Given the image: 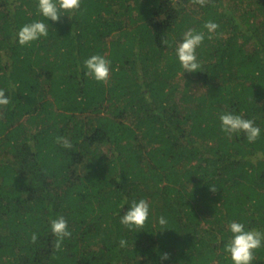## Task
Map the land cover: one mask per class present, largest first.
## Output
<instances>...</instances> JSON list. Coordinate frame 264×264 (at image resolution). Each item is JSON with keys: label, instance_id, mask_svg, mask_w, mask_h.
Here are the masks:
<instances>
[{"label": "trees", "instance_id": "16d2710c", "mask_svg": "<svg viewBox=\"0 0 264 264\" xmlns=\"http://www.w3.org/2000/svg\"><path fill=\"white\" fill-rule=\"evenodd\" d=\"M36 4L0 0V264H231L227 221L264 224V131L228 136L219 115L264 130V0H82L19 45ZM208 19L220 28L202 70L184 72L174 42ZM96 53L112 61L106 81L86 74ZM134 196L152 207L130 231L118 210ZM61 215L71 236L57 249Z\"/></svg>", "mask_w": 264, "mask_h": 264}, {"label": "clouds", "instance_id": "9594fccd", "mask_svg": "<svg viewBox=\"0 0 264 264\" xmlns=\"http://www.w3.org/2000/svg\"><path fill=\"white\" fill-rule=\"evenodd\" d=\"M82 0H37V10L41 19H33L20 26L16 39L19 45H28L39 41L42 37L47 38L52 25L49 21H58L62 15L72 16L71 13L81 8ZM204 3V0H201ZM220 24L213 19L204 22L203 29L188 28L181 33L180 38L174 42L175 59L179 62L184 72H196L202 70V64L198 57V49L203 45L205 39H211L218 34L216 30ZM86 74L96 81H106L112 71V61L106 56L96 53L87 57L84 62ZM10 104V97L6 95V89L0 88V106ZM221 130L228 136L241 134L247 141L255 142L262 134V128L255 120L248 118L241 112L234 110L222 111L219 115ZM64 147H71L70 142L58 137ZM127 204V210L121 214L122 206ZM151 205L144 197H132L125 199L119 210L120 223L130 231L143 229L151 215ZM158 223L161 230L166 229L168 219L160 215ZM50 230L55 235V247L61 248L66 237L71 236L68 220L64 216L50 217ZM37 239V234H32V240ZM127 238H121L119 246H128ZM264 247V224L249 226L242 219H230L227 221V239L224 243L225 254L231 264H253L255 250ZM166 256L167 254H163Z\"/></svg>", "mask_w": 264, "mask_h": 264}, {"label": "rangeland", "instance_id": "374dc122", "mask_svg": "<svg viewBox=\"0 0 264 264\" xmlns=\"http://www.w3.org/2000/svg\"><path fill=\"white\" fill-rule=\"evenodd\" d=\"M200 89H202V88H200ZM200 91V90H199Z\"/></svg>", "mask_w": 264, "mask_h": 264}]
</instances>
